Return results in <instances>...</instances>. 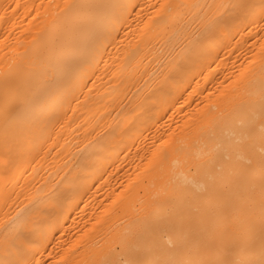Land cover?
I'll return each mask as SVG.
<instances>
[{
    "label": "bare ground",
    "instance_id": "obj_1",
    "mask_svg": "<svg viewBox=\"0 0 264 264\" xmlns=\"http://www.w3.org/2000/svg\"><path fill=\"white\" fill-rule=\"evenodd\" d=\"M0 264H264V0H0Z\"/></svg>",
    "mask_w": 264,
    "mask_h": 264
}]
</instances>
